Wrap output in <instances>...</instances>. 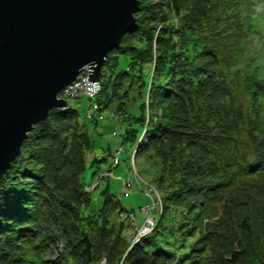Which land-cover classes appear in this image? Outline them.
Segmentation results:
<instances>
[{
  "label": "trees",
  "instance_id": "obj_1",
  "mask_svg": "<svg viewBox=\"0 0 264 264\" xmlns=\"http://www.w3.org/2000/svg\"><path fill=\"white\" fill-rule=\"evenodd\" d=\"M139 1L103 69L115 71L120 106L134 110L124 142L136 144V157L157 151L161 184L172 177L153 234L132 244L109 188L99 210L82 212L91 204L81 177L93 146L76 133L79 110L55 108L0 175V264H120L125 253V264H264V59L249 44L255 37L264 45V7L171 0L169 9L188 19L158 26L164 6ZM127 55L132 67L119 70ZM173 206L183 211L161 241Z\"/></svg>",
  "mask_w": 264,
  "mask_h": 264
},
{
  "label": "water",
  "instance_id": "obj_2",
  "mask_svg": "<svg viewBox=\"0 0 264 264\" xmlns=\"http://www.w3.org/2000/svg\"><path fill=\"white\" fill-rule=\"evenodd\" d=\"M139 0H0V175L33 126L68 107L59 93L89 69L100 81L108 53L135 23Z\"/></svg>",
  "mask_w": 264,
  "mask_h": 264
},
{
  "label": "rangeland",
  "instance_id": "obj_3",
  "mask_svg": "<svg viewBox=\"0 0 264 264\" xmlns=\"http://www.w3.org/2000/svg\"><path fill=\"white\" fill-rule=\"evenodd\" d=\"M149 2L157 6H159L158 4L164 6V9L159 11L160 21L158 26L166 25L167 19L171 18L176 26L180 25L183 20L188 19L185 14L179 17L172 8L169 9L168 5L171 6V0H149ZM254 5L255 9L258 10V8L264 7V0H255ZM260 23L263 30L264 20L262 19ZM249 44L253 54L259 57L262 55L261 59L263 60L264 45L261 42L259 43L255 37L251 38ZM126 57L121 58L118 66L119 70H123L127 66L128 68L132 67L131 56L127 55ZM137 61L139 62V60ZM241 67L243 74H246L247 63L245 61H241ZM81 73L85 78L83 76L80 80L83 84L71 92L74 98L73 101H70V106H74L79 110V119L74 123L76 133L87 134L93 146L86 154V171L81 177L83 189L91 197V204L83 207L82 212L90 213L92 210H99L103 203V192L109 188L116 195V198L121 201V205H117L114 216L119 221L126 223L124 233L134 244L142 238L139 231L142 230L145 223L147 225L153 221L151 232L147 236L153 234L161 215L165 211L164 194L173 187V183L170 182L172 177L167 176V180L165 179L164 184H161L164 180L162 176L163 167L165 166H163L162 158L157 154V151L152 150L148 154L136 157V144L124 142V135L127 132L126 127L131 121L130 113L134 110L129 103L125 106L122 103L123 105L120 106V102L125 101V99L115 92L117 91L115 89L117 83L115 71L109 67L102 68L100 81H94L98 82L99 86L92 87V90H96L94 95L89 90L93 81L90 80L91 83L87 81L89 69L85 68ZM131 77L134 81L133 88H137L139 78L132 75ZM236 93H238L239 100L247 104L248 97L245 95L242 86L238 87ZM146 104H148V96ZM161 112L162 110L158 113ZM97 159L103 161L97 163ZM122 206L126 209L122 210ZM182 211L180 206H173L172 211L166 213L167 218H165L164 229L161 228V234L158 236L159 240L164 241L169 238L167 236L171 232L174 218H180ZM236 234L237 231L233 235ZM178 245H176V248H178ZM125 255L126 253L122 256L120 264H125L123 262ZM225 258H229V255H226ZM100 264H106V259H103ZM216 264H219V261Z\"/></svg>",
  "mask_w": 264,
  "mask_h": 264
},
{
  "label": "built area",
  "instance_id": "obj_4",
  "mask_svg": "<svg viewBox=\"0 0 264 264\" xmlns=\"http://www.w3.org/2000/svg\"><path fill=\"white\" fill-rule=\"evenodd\" d=\"M83 73H81V75L79 76V78L77 79V80H75L72 84H70V85H68V86H66L63 90H62V92H61V94H59L58 95V97L59 98H64V99H66L67 101H68V106H70V101H73L72 99L74 98V96L72 95V91H73V89H75V88H78L80 85H82L83 83L80 81L82 78H83ZM87 77V76H86ZM84 78H85V76H84ZM87 81L89 82V83H91L90 82V80H88L87 79ZM99 86V83L98 82H92L91 83V85H90V88L91 89H89L90 90V92L94 95V93L96 92V90L94 89V90H92V87H94V86ZM149 209V208H148ZM151 221H152V219H151ZM153 222V221H152ZM152 222H150L151 224H152ZM151 224H147L146 225V223H145V226L142 228V230H140L139 231V233H140V236L141 237H143V236H146L147 234H149L150 232H151Z\"/></svg>",
  "mask_w": 264,
  "mask_h": 264
}]
</instances>
